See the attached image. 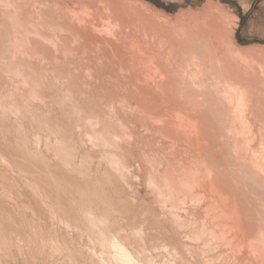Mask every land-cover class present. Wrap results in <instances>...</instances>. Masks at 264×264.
<instances>
[{"label": "rangeland", "instance_id": "rangeland-1", "mask_svg": "<svg viewBox=\"0 0 264 264\" xmlns=\"http://www.w3.org/2000/svg\"><path fill=\"white\" fill-rule=\"evenodd\" d=\"M0 30V264H264L233 227L264 220V0H0Z\"/></svg>", "mask_w": 264, "mask_h": 264}, {"label": "bare ground", "instance_id": "bare-ground-1", "mask_svg": "<svg viewBox=\"0 0 264 264\" xmlns=\"http://www.w3.org/2000/svg\"><path fill=\"white\" fill-rule=\"evenodd\" d=\"M38 3V2H37ZM101 3V2H100ZM22 4V3H21ZM28 4V3H27ZM23 7V6H22ZM56 8V7H55ZM124 8V7H123ZM23 9H24V7H23ZM28 12H29V10H28ZM23 13H25V12H23ZM125 13V12H124ZM49 15V14H48ZM25 16V15H24ZM23 16V17H24ZM99 17V16H98ZM40 18V17H39ZM35 19V18H34ZM16 20V19H15ZM24 20V19H23ZM39 20V19H38ZM63 20V19H62ZM49 21V20H48ZM73 21V20H72ZM205 21H207V20H205ZM24 22V21H23ZM212 22V21H211ZM31 23V22H30ZM75 23V22H74ZM90 23V22H89ZM145 23V22H144ZM66 24V23H65ZM213 24V23H212ZM76 25V24H75ZM156 25V24H155ZM154 25V26H155ZM204 25H206V23L204 24ZM20 26V25H19ZM150 26H152V25H150ZM157 26V25H156ZM202 26V25H201ZM201 26H199V27H201ZM8 27V26H7ZM10 27V26H9ZM77 27H79V26H77ZM153 27V26H152ZM207 27V26H206ZM211 27V26H210ZM5 28V27H4ZM67 28V27H66ZM98 28V27H97ZM151 28V27H150ZM125 29V28H124ZM154 29V28H153ZM212 29V28H211ZM69 30V29H68ZM74 30V29H73ZM198 30V29H197ZM201 30V29H200ZM1 31V30H0ZM75 31V30H74ZM152 31H154V30H152ZM157 31V30H156ZM202 31H203V29H202ZM201 31V32H202ZM207 31V30H206ZM209 31V30H208ZM214 31H216L215 29H214ZM8 32V31H7ZM49 32V31H48ZM65 32V31H64ZM81 32V31H80ZM105 32V31H104ZM150 32V31H149ZM198 32H199V30H198ZM12 33V32H11ZM88 33V32H87ZM211 33V32H210ZM155 34V33H154ZM158 34V33H157ZM204 34L206 35V32H204ZM208 34V33H207ZM60 35V34H59ZM215 35H216V33H215ZM25 36V35H24ZM152 36H153V34H152ZM156 36V35H155ZM161 36V35H160ZM164 36V35H163ZM162 37V36H161ZM160 37V38H161ZM175 37V36H174ZM178 36H176V38H177ZM186 37V36H185ZM35 38V37H34ZM103 38V37H102ZM168 38V37H167ZM183 38V37H182ZM188 38V37H187ZM85 39V38H84ZM171 39H173V38H171ZM207 39V38H206ZM11 40V39H10ZM27 40V39H26ZM79 40V39H78ZM152 40H153V38H152ZM183 40H184V38H183ZM87 41V40H86ZM176 41V40H175ZM174 41V42H175ZM186 41H188L187 39H186ZM208 41H209V39H208ZM116 42V41H115ZM177 42V41H176ZM180 42V41H179ZM185 42V41H184ZM189 42V41H188ZM204 43H207V42H205V41H203ZM210 42V41H209ZM208 42V45H210V43ZM219 42V41H218ZM190 43V42H189ZM188 43V44H189ZM199 43V42H198ZM197 43V44H198ZM119 44V43H118ZM157 44V43H156ZM161 44V43H160ZM180 44V43H179ZM187 44V43H186ZM187 44V45H188ZM203 44V43H202ZM68 45V44H67ZM70 45H72V44H70ZM121 45V44H120ZM158 45V44H157ZM162 45V44H161ZM192 45V44H191ZM207 44H203V46L205 47V46H208ZM75 46V45H74ZM106 46V45H105ZM202 46V45H201ZM22 47V46H21ZM81 47V46H80ZM87 47V46H86ZM93 47V46H92ZM95 47V46H94ZM157 47H159V46H157ZM180 47V46H179ZM184 47V46H183ZM187 47V46H186ZM197 47V46H196ZM213 47V46H212ZM212 47H210V48H212ZM16 48V47H15ZM84 48V47H83ZM105 48V47H104ZM200 48V47H199ZM214 48V47H213ZM20 49V48H19ZM76 49V48H75ZM97 49V48H96ZM127 49V48H126ZM133 49V48H132ZM204 49V48H203ZM101 50V49H100ZM216 50V49H215ZM111 51V50H110ZM112 51H114V50H112ZM122 51V50H121ZM155 51V50H154ZM186 51V50H185ZM17 52V51H16ZM107 52V51H106ZM80 53V52H79ZM82 54V53H81ZM95 54V53H94ZM187 54V53H186ZM118 55V54H117ZM139 55V54H138ZM157 55V54H156ZM160 55V54H159ZM37 56V55H36ZM97 56V55H96ZM218 56V55H217ZM216 56V58H218V59H220V60H225L226 61V59H221V58H219V57H217ZM29 57V56H28ZM113 57V56H112ZM164 57V56H163ZM186 57V56H185ZM13 58V57H12ZM66 58V57H65ZM131 58V57H130ZM136 58V57H135ZM153 58V57H152ZM162 58V57H161ZM116 59V58H115ZM118 59V58H117ZM116 59V60H117ZM183 59V58H182ZM185 59V58H184ZM183 59V60H184ZM99 60V59H98ZM133 60V59H132ZM178 60V59H177ZM100 61V60H99ZM145 61V60H144ZM189 61V60H188ZM229 61V60H228ZM45 62V61H44ZM115 62V61H114ZM146 62V61H145ZM144 62V63H145ZM175 62V61H174ZM221 62V61H220ZM223 62V61H222ZM112 63H113V60H112ZM122 63V62H121ZM135 63V62H134ZM138 63V62H137ZM139 63H142V62H139ZM149 63V62H148ZM154 63V62H153ZM100 64V63H99ZM143 64V63H142ZM141 64V65H142ZM177 64V63H176ZM223 64H224V62H223ZM107 65V64H106ZM115 65V64H114ZM137 65V64H136ZM139 65V64H138ZM170 65V64H169ZM172 65V64H171ZM180 65V64H179ZM216 65V64H215ZM221 65V64H220ZM103 66V65H102ZM109 66V65H108ZM182 66V65H181ZM187 66V65H186ZM198 66V65H197ZM216 66H219V64L218 65H216ZM215 66V67H216ZM114 67V66H113ZM144 67V66H143ZM142 67V68H143ZM178 67V66H177ZM214 67V68H215ZM123 68V67H122ZM138 68V67H137ZM172 68V67H171ZM218 68V67H217ZM219 68H221V66H219ZM234 68V67H233ZM236 68V67H235ZM243 68V67H242ZM261 68V67H260ZM147 69V68H146ZM150 69V68H149ZM169 69V68H168ZM210 69V68H209ZM223 70L222 71H224V68H222ZM230 69H231V67H230ZM237 69V68H236ZM239 69V68H238ZM244 69V68H243ZM114 70H115V68H114ZM142 70V69H141ZM262 70H263V68H262ZM197 71V70H196ZM211 71V70H210ZM215 71V70H214ZM217 71V70H216ZM218 71H219V69H218ZM217 71V73L219 74V72ZM234 71V70H233ZM242 71V70H241ZM146 72H148V71H146ZM173 72V71H172ZM181 72V71H180ZM230 72V71H229ZM14 73V72H13ZM107 73V72H106ZM109 73V72H108ZM140 73V72H139ZM175 73V72H174ZM221 69H220V76H221ZM223 73H225V72H223ZM227 73V72H226ZM231 73H233V72H230V74ZM235 73V72H234ZM237 73H239V71L237 72ZM241 73V72H240ZM152 74V73H151ZM162 74V73H161ZM172 74V73H171ZM212 74H214V73H212ZM211 74V75H212ZM236 74V73H235ZM242 74V73H241ZM112 75V74H111ZM147 75V74H146ZM170 75V74H169ZM26 76V75H25ZM102 76V75H101ZM129 76V75H128ZM143 76H145V75H143ZM152 76V75H151ZM162 76H163V74H162ZM218 76V75H217ZM224 76V75H223ZM233 76H235V75H233ZM115 77V76H114ZM137 77H139V76H137ZM226 77V76H225ZM146 78H147V76H146ZM164 78V77H163ZM227 78L229 79V77L227 76ZM22 79V78H21ZM34 79V78H33ZM104 79V78H103ZM123 79V78H122ZM145 79V78H144ZM157 79H159V78H157ZM231 79H232V77H231ZM116 80H117V78H116ZM119 80V79H118ZM172 80V79H171ZM175 80V79H174ZM188 80V79H187ZM216 80V79H215ZM224 80V79H223ZM240 80V79H239ZM28 81H29V79H28ZM108 81V80H107ZM119 81H121V80H119ZM173 81V80H172ZM225 81V80H224ZM27 82V81H26ZM34 82V81H33ZM113 82V81H112ZM143 82V81H142ZM215 82V81H214ZM219 82V81H218ZM228 83H230L231 82V80H230V82L229 81H227ZM165 83V82H164ZM172 83V82H171ZM176 83V82H175ZM221 83V82H220ZM236 83V82H235ZM245 83V82H244ZM59 84V83H58ZM108 84V83H107ZM148 84V83H147ZM233 84H234V80H233ZM240 84V83H239ZM246 84V83H245ZM153 85H155V84H153ZM178 85H179V83H178ZM225 85V84H224ZM231 84H229V86H230ZM247 85V84H246ZM56 86V85H55ZM165 86H166V84H165ZM168 86V85H167ZM171 86V85H170ZM173 86V85H172ZM226 86H228V85H226ZM228 86V87H229ZM233 86V85H232ZM231 86V87H232ZM155 87V86H154ZM159 87V86H158ZM238 87V86H237ZM236 87V88H237ZM240 87V86H239ZM238 87V88H239ZM143 88V87H142ZM170 88V87H169ZM173 88H174V86H173ZM209 88V87H208ZM223 88V87H222ZM246 88H248V86L246 87ZM246 88H244L243 87V89L245 90ZM150 89V88H149ZM160 89V88H159ZM162 89V88H161ZM168 89V88H167ZM234 89V88H233ZM240 89H242V88H240ZM129 90V89H128ZM158 90V89H157ZM228 90V89H227ZM226 90V91H227ZM235 90V89H234ZM234 90H232V92L234 91ZM237 90V89H236ZM244 90H242V92L244 91ZM247 90V89H246ZM148 91V90H147ZM163 91V90H162ZM165 92V91H164ZM174 92V91H173ZM222 92V91H221ZM231 92V93H232ZM238 92H239V89H238ZM238 92H236V93H238ZM246 92V93H245ZM245 92H243L242 94L239 92V94H241V95H239L240 97H237L238 96V94H236L237 96V98L238 99H235L236 101H237V105L238 106H231L232 108H230V107H228L229 109H233L232 110V115H229L231 118V122H233V127L231 126V128H233V131H234V133H235V131H236V133L237 134H235V135H238L239 136V138H238V136L237 137H235L236 138V141H237V143L239 144V146L241 147V148H239L240 150H242V154L241 155H243L245 158H246V156L248 157V155H250L251 153H250V150H251V148H250V141H249V139H248V137H247V134H245V131H247V127H249L250 126V124L249 125H247V123H249V121H246L244 118H242V116L244 115L243 113H245L244 112V108H246V102H247V100H246V96H245V94H247V92H248V90L247 91H245ZM67 93V92H66ZM83 93V92H82ZM166 93V92H165ZM218 93H219V91H218ZM217 93V94H218ZM230 93V94H231ZM261 93V92H260ZM149 94V93H148ZM171 94V93H170ZM213 94V93H212ZM254 94V93H253ZM41 95V94H40ZM131 95V94H130ZM133 95H134V92H133ZM137 95V94H136ZM162 95V94H161ZM166 95H167V93H166ZM229 95V93H227V96ZM231 95H233L234 96V94H231ZM247 95H249V93L247 94ZM6 96V95H5ZM39 96V95H38ZM85 96V95H84ZM115 96V95H114ZM216 96V95H215ZM260 96V95H259ZM132 97V96H131ZM130 97V98H131ZM219 97V96H218ZM223 97V96H222ZM37 98V97H36ZM217 98V97H216ZM234 98V97H233ZM139 99V98H138ZM199 98H197V100H198ZM209 99H210V97H209ZM227 99V98H226ZM228 99H229V97H228ZM258 99V98H257ZM256 99V100H257ZM63 100V99H62ZM71 100V99H70ZM230 100V99H229ZM232 100V99H231ZM40 101V100H39ZM65 101V100H64ZM69 101V100H68ZM107 101V100H106ZM140 101V100H139ZM141 101H142V99H141ZM201 101V100H200ZM222 101H224V100H222ZM222 101H220L221 102V104H222ZM227 101V100H226ZM239 101V102H238ZM240 101H241V103H242V105H243V103H244V105L242 106L241 105V103H240ZM91 102V101H90ZM182 102V101H181ZM186 102V101H185ZM248 102H250V101H248ZM15 103V102H14ZM108 103V102H107ZM224 103V102H223ZM230 104V102H226V104ZM254 103V102H253ZM255 103H257V102H255ZM20 104V103H19ZM214 104V103H213ZM220 104V105H221ZM178 105V104H177ZM116 106V105H115ZM142 106V105H141ZM197 106H199V105H197ZM213 106V105H212ZM223 106H225V108H226V106L227 105H223ZM249 106V105H248ZM263 106V105H262ZM84 107V106H83ZM182 107V106H181ZM255 107H257V106H255ZM69 108V107H68ZM196 108V107H195ZM212 108V107H211ZM213 108H215V107H213ZM212 108V109H213ZM222 108V107H221ZM224 108V107H223ZM10 109V108H9ZM86 109V108H85ZM96 109H98V108H96ZM101 109V108H100ZM208 109V108H207ZM215 109H217V108H215ZM228 109V110H229ZM95 110V109H94ZM189 110V109H188ZM214 110V109H213ZM225 110V109H224ZM86 111V110H85ZM99 111V110H98ZM107 111V110H106ZM215 111V110H214ZM222 111H223V109H222ZM225 111H227V110H225ZM230 111V110H229ZM87 112V111H86ZM85 112V113H86ZM196 112V111H195ZM252 112V111H251ZM261 112V111H260ZM99 113V112H98ZM182 113V112H181ZM180 113V114H181ZM252 113H254V112H252ZM256 113H258V112H256ZM176 114V113H175ZM179 114V113H178ZM213 114V113H212ZM227 114V113H226ZM243 114V115H242ZM5 116V115H4ZM100 116V115H99ZM207 116V115H206ZM210 116V115H209ZM260 116V115H259ZM180 117V116H179ZM244 117V116H243ZM93 118V117H92ZM103 118V117H102ZM110 118V117H109ZM214 119V118H213ZM248 119V118H247ZM258 119V118H257ZM80 120V119H79ZM229 120V119H228ZM245 120V121H244ZM249 120V119H248ZM259 121V120H258ZM84 122V121H83ZM88 122V121H87ZM86 122V123H87ZM123 122V121H122ZM161 122V121H160ZM263 122V121H262ZM34 123H35V121H34ZM46 123H48V122H46ZM58 123V122H57ZM60 123V122H59ZM90 123V122H89ZM103 123V122H102ZM236 123V124H235ZM251 123V122H250ZM49 124V123H48ZM75 124V123H74ZM211 124V123H210ZM232 124V123H231ZM236 125V127H235V125ZM262 124V123H261ZM182 125V124H181ZM78 126V125H77ZM243 126H244V128H243ZM255 126V125H254ZM193 127V126H192ZM258 127H260V126H258ZM262 127H264V126H262ZM20 128V127H19ZM57 128V127H56ZM93 128V127H92ZM96 128V127H95ZM239 128V129H238ZM247 128V129H246ZM84 129V128H83ZM103 129V128H102ZM121 129V128H120ZM215 129V128H214ZM244 129V130H243ZM252 129V125L250 126V130ZM61 130H62V128H61ZM162 130V129H161ZM194 130V129H193ZM239 130H241V132L239 133ZM262 130V129H261ZM35 131V130H34ZM85 131V130H84ZM94 131V130H93ZM232 131V130H231ZM90 132V131H89ZM96 132H98V131H96ZM249 132V131H248ZM253 132V131H252ZM259 132V131H258ZM264 132V131H263ZM105 133V132H104ZM167 133V132H166ZM250 133H251V131H250ZM92 134V133H91ZM231 134V133H230ZM89 135V134H88ZM111 136V135H110ZM216 136V135H215ZM218 136V135H217ZM99 137V136H98ZM129 137V136H128ZM167 137V136H166ZM28 138V137H27ZM93 138V137H92ZM102 138V137H101ZM125 139V138H124ZM131 139V138H130ZM73 140V139H72ZM111 140V139H110ZM234 140V139H233ZM97 141V140H96ZM115 141V140H114ZM105 142V141H104ZM122 142H123V140H122ZM262 142H264V141H262ZM71 143V142H70ZM234 143V142H233ZM189 144V143H188ZM102 145V144H101ZM190 145V144H189ZM200 145V144H199ZM234 145V144H233ZM159 146V145H158ZM227 146V145H226ZM79 147V146H78ZM97 147V146H96ZM104 147V146H103ZM234 147V146H233ZM258 147V146H257ZM101 150V149H100ZM108 150V149H107ZM240 150H239V153H240ZM110 151V150H109ZM112 151V150H111ZM120 151V150H119ZM238 151V150H237ZM236 151V152H237ZM113 152H114V150H113ZM250 153V154H249ZM49 154V153H48ZM110 154V153H109ZM115 154V153H114ZM124 154V153H123ZM161 154V153H160ZM229 154V153H228ZM261 154V153H260ZM33 155V154H32ZM119 155V154H118ZM107 156V155H106ZM110 156V155H109ZM109 156L107 157V158H109ZM197 156V155H196ZM242 156V157H243ZM251 156H252V158H251ZM263 157V156H262ZM104 158V157H103ZM113 158V157H112ZM244 158V159H245ZM250 160H251V162L253 161L254 162V160H257L258 158L257 157H255V158H257V159H254V157H253V155L251 154L250 155ZM105 159V158H104ZM110 159V158H109ZM246 159H248V158H246ZM253 159V160H252ZM116 160V159H115ZM122 160V159H121ZM237 160V159H236ZM262 160V159H261ZM260 160V161H261ZM111 161H112V159H111ZM118 161V160H117ZM245 161V160H244ZM259 160H258V162H260ZM264 160H262V162H263ZM257 162V161H256ZM115 163V162H114ZM184 163V162H183ZM248 163V162H247ZM264 163V162H263ZM111 164V163H110ZM152 164V163H151ZM249 164V163H248ZM251 164V163H250ZM249 164V166L248 165H246V166H248V167H251V168H253L254 166H253V164H252V166ZM255 164H257V163H255ZM259 164L260 163H258L254 168H256V170L259 168V169H261V165H260V167H258L259 166ZM262 164V163H261ZM127 165V164H126ZM264 164H262V166H263ZM243 166L245 167V164H243ZM172 167V166H171ZM180 167V166H179ZM173 168V167H172ZM188 168V167H187ZM263 168H264V166H263ZM263 168L261 169V170H263ZM169 169V168H168ZM53 170V169H52ZM114 170V169H113ZM122 170V169H121ZM171 170V169H170ZM177 170H178V168H177ZM246 170V169H245ZM260 170V172L262 173V175H263V172ZM180 171V170H179ZM247 171H249L248 170V168H247ZM264 171V170H263ZM169 172V171H168ZM191 172V171H190ZM239 172H241V171H239ZM243 172V171H242ZM246 172V171H245ZM259 172V170L257 171V173ZM77 173V172H76ZM112 173V172H111ZM175 173V172H174ZM250 173V172H249ZM255 173V172H254ZM256 173V174H257ZM118 174V173H117ZM188 174V173H187ZM252 174H253V172H252ZM258 174H260V173H258ZM79 175V174H78ZM149 175H150V173H149ZM185 175V174H184ZM226 175V174H225ZM243 175V174H242ZM85 176V175H84ZM112 176V175H111ZM126 176V175H125ZM153 176V175H152ZM170 176H173V174L172 175H170ZM186 176V175H185ZM224 176V175H223ZM227 176V175H226ZM245 176V175H244ZM244 176H243V179H244ZM253 176H255V175H253ZM228 177V176H227ZM259 177V176H258ZM81 178V177H80ZM184 178V177H183ZM220 178V177H219ZM256 178V177H255ZM262 178V180H264L263 179V177H261ZM260 178V179H261ZM230 179V178H229ZM251 179H252V176H251ZM259 179V180H260ZM8 180V179H7ZM181 180V179H180ZM194 180V179H193ZM224 180H228L227 178L226 179H224ZM253 180V179H252ZM196 181V180H195ZM229 181V180H228ZM258 181V180H257ZM177 182V181H176ZM205 182H207V181H205ZM226 182V181H225ZM240 182V181H239ZM148 183V182H147ZM196 183H197V181H196ZM210 183V182H209ZM228 183V182H227ZM233 183V182H232ZM247 183V182H246ZM81 184V183H80ZM158 184V183H157ZM178 184V183H177ZM248 184V183H247ZM257 184V183H256ZM263 184V183H262ZM163 185V184H162ZM169 185V184H168ZM227 185V184H226ZM236 185V184H235ZM249 185V184H248ZM17 186V185H16ZM178 186V185H177ZM194 186V185H193ZM209 186V185H208ZM214 186V185H213ZM251 186V185H250ZM253 186V185H252ZM163 187V186H162ZM171 187H172V185H171ZM184 187V186H183ZM11 188V187H10ZM22 188V187H21ZM207 188V187H206ZM210 188V187H209ZM217 188H218V186H217ZM219 188H220V186H219ZM249 188V187H248ZM255 188V187H254ZM163 189V188H162ZM221 189V188H220ZM30 190V189H29ZM177 190V189H176ZM180 190H181V188H180ZM189 190V189H188ZM213 190V189H212ZM103 191V190H102ZM174 191V190H173ZM217 191V190H216ZM248 191V190H247ZM263 191V190H262ZM117 192V191H116ZM243 192V191H242ZM254 192V191H253ZM264 192V191H263ZM106 193V192H105ZM208 193V192H207ZM222 193H224V192H222ZM174 194V193H173ZM251 194V193H250ZM255 194H257L256 193V190H255ZM254 195V194H253ZM261 195H264V194H262L261 193ZM81 196V195H80ZM213 196V195H212ZM218 196V195H217ZM62 197V196H61ZM225 197H229V196H227V195H225ZM238 197V196H237ZM11 198V197H10ZM39 198V197H38ZM43 198V197H42ZM88 198V197H87ZM94 198V197H93ZM213 198V197H212ZM231 198H233L232 196H231ZM218 199H219V197H218ZM230 199V198H229ZM228 199V200H229ZM234 199V198H233ZM96 200V199H95ZM172 200V199H171ZM217 200V199H216ZM44 201V200H43ZM178 201V200H177ZM218 201V200H217ZM229 201H232V200H229ZM60 202V201H59ZM163 202V201H162ZM233 202V201H232ZM99 203V202H98ZM180 203V202H179ZM220 203H221V201H220ZM235 203V202H234ZM247 203V202H246ZM251 203V202H250ZM74 204V203H73ZM224 204V203H223ZM264 204V203H263ZM219 205H222V204H219ZM234 205V207H235V205L236 204H233ZM256 205V204H255ZM259 206H260V204H258ZM176 206V205H175ZM223 206V205H222ZM238 206L239 205H237V208L235 209V210H238ZM262 206V205H261ZM213 207V206H212ZM263 207V206H262ZM178 208V207H177ZM242 208V207H241ZM108 209V208H107ZM215 209H217V208H215ZM225 209V208H224ZM262 209V208H261ZM261 209H260V211L259 212H261V214H263V218H264V210H262L261 211ZM101 210V209H100ZM212 210V209H211ZM227 210V209H226ZM226 210H225V212H226ZM240 210V209H239ZM237 211L242 217H246V215H248L247 213H246V211ZM259 210V209H258ZM59 211V210H58ZM195 211V210H194ZM218 211H220V208H219V210ZM230 211V210H229ZM229 211H227L228 213H229ZM255 211H256V209H255ZM231 212V211H230ZM251 212V211H250ZM199 213V212H198ZM238 213H236V214H238ZM229 214H233V212L232 213H229ZM228 214V215H229ZM145 215V214H144ZM259 215V214H258ZM67 216V215H66ZM233 216V215H232ZM237 216V215H236ZM240 216V217H241ZM260 216V215H259ZM101 217V216H100ZM144 217V216H143ZM255 217V216H254ZM233 218V217H232ZM257 218V217H256ZM262 218V219H263ZM234 219V218H233ZM261 219V220H262ZM172 220V219H171ZM214 223L216 224V227H217V229L218 228H221V229H219V230H217V229H214V228H212V229H214V230H212V232H214L216 235H218V236H220L221 237V239H223L224 241H226L227 239L230 241V239L231 240H233L232 239V236H234V232L232 231V227L230 228V225L228 226L227 224H229L228 222H229V220H228V217L226 218L225 216H224V213L222 214H218L217 213V215L214 217ZM89 221V220H88ZM258 223V222H257ZM71 224V223H70ZM77 224V223H76ZM103 224V223H102ZM234 225H233V227L235 226V228L234 229H236L237 230V234L239 235L240 234V232H239V228L241 229V233L242 234H251V233H254L253 231H257V232H259V235H258V237L260 238V239H262L263 241H264V220H262V222H260V224H258V226L257 227H253V225H255V224H253V225H250L249 223V225H246V224H244V222L242 221H240V220H237V222L235 221V223H233ZM112 225V224H111ZM237 225L239 226V228L237 227ZM104 226V225H103ZM107 226V225H106ZM261 226H262V228H261ZM212 227H213V225H212ZM77 228V227H76ZM139 228V227H138ZM209 228V227H208ZM253 228V229H252ZM106 229V228H105ZM110 229V228H109ZM233 229V230H234ZM251 229L253 230V231H251ZM137 230V229H136ZM217 230V231H216ZM122 232V231H121ZM140 232V231H139ZM211 232V233H212ZM236 232V231H235ZM79 233V232H78ZM141 233V232H140ZM95 234H97V233H95ZM135 234V233H134ZM236 235V234H235ZM242 236V235H241ZM239 237V238H241V241H242V237ZM252 236H253V234H252ZM136 238V237H135ZM235 238V237H234ZM249 238V237H248ZM254 238H256V237H254ZM245 239V238H244ZM6 240V239H5ZM235 240V239H234ZM246 240V239H245ZM245 240H243V242L245 241ZM117 242V241H116ZM124 242V241H123ZM144 242V241H143ZM243 242H241V243H243ZM261 242V241H260ZM100 243H102V242H100ZM109 243H110V241H109ZM240 243V244H241ZM262 243V242H261ZM253 244V243H252ZM112 245H114V247H115V250H116V253H117V255H118V257L120 258V260H122V262H123V264H138L137 262H135L134 260H133V258H132V255L130 254V252H128L127 251V249H125L121 244H116V243H112ZM111 245V246H112ZM164 245V244H163ZM138 246V245H137ZM261 246V245H260ZM253 247V246H252ZM257 247V246H256ZM107 248V247H106ZM152 248V247H151ZM165 248V247H164ZM101 249V248H100ZM254 249V248H253ZM262 250V249H261ZM264 250V249H263ZM104 251V250H103ZM155 251V250H154ZM257 251V250H256ZM255 251V252H256ZM253 253V252H252ZM106 255V254H105ZM116 255V256H117ZM264 255V254H263ZM252 256V255H251ZM260 256V255H259ZM261 257V256H260ZM97 258V257H96ZM264 258V257H263ZM249 259V258H248ZM261 259V258H260ZM255 260H256V258H255ZM254 260V261H255ZM253 261V260H252ZM251 261V262H252ZM92 262V261H91ZM140 262V261H139ZM264 262V261H263ZM101 263V262H100ZM257 263V262H256Z\"/></svg>", "mask_w": 264, "mask_h": 264}]
</instances>
